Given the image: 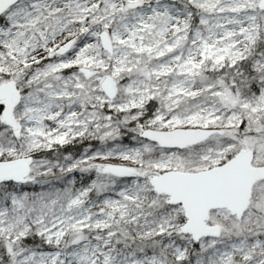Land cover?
Segmentation results:
<instances>
[{
  "label": "snow or ice",
  "instance_id": "obj_1",
  "mask_svg": "<svg viewBox=\"0 0 264 264\" xmlns=\"http://www.w3.org/2000/svg\"><path fill=\"white\" fill-rule=\"evenodd\" d=\"M0 264H264V0H0Z\"/></svg>",
  "mask_w": 264,
  "mask_h": 264
}]
</instances>
